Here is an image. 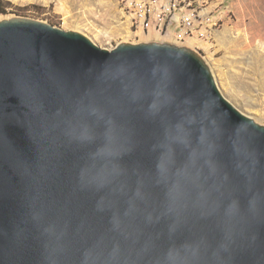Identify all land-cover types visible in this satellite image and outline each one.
I'll return each instance as SVG.
<instances>
[{
    "label": "water",
    "instance_id": "water-1",
    "mask_svg": "<svg viewBox=\"0 0 264 264\" xmlns=\"http://www.w3.org/2000/svg\"><path fill=\"white\" fill-rule=\"evenodd\" d=\"M0 264H264V124L190 46L0 20Z\"/></svg>",
    "mask_w": 264,
    "mask_h": 264
},
{
    "label": "rangeland",
    "instance_id": "rangeland-1",
    "mask_svg": "<svg viewBox=\"0 0 264 264\" xmlns=\"http://www.w3.org/2000/svg\"><path fill=\"white\" fill-rule=\"evenodd\" d=\"M0 20L25 16L65 30H77L98 45L113 48L121 42L163 41L156 33H135L118 0H8ZM224 25L213 48L202 52L223 94L238 109L264 124V0H218ZM28 6L25 10H18Z\"/></svg>",
    "mask_w": 264,
    "mask_h": 264
},
{
    "label": "built area",
    "instance_id": "built-area-1",
    "mask_svg": "<svg viewBox=\"0 0 264 264\" xmlns=\"http://www.w3.org/2000/svg\"><path fill=\"white\" fill-rule=\"evenodd\" d=\"M135 33H156L163 40L187 43L199 52L213 48L224 25L218 0H118Z\"/></svg>",
    "mask_w": 264,
    "mask_h": 264
},
{
    "label": "trees",
    "instance_id": "trees-1",
    "mask_svg": "<svg viewBox=\"0 0 264 264\" xmlns=\"http://www.w3.org/2000/svg\"><path fill=\"white\" fill-rule=\"evenodd\" d=\"M11 5H12L11 2L8 0H0V14L7 13V8L10 7ZM27 8L28 6H25L23 8L18 7V10H25ZM52 24H55V23L52 22Z\"/></svg>",
    "mask_w": 264,
    "mask_h": 264
},
{
    "label": "bare ground",
    "instance_id": "bare-ground-1",
    "mask_svg": "<svg viewBox=\"0 0 264 264\" xmlns=\"http://www.w3.org/2000/svg\"><path fill=\"white\" fill-rule=\"evenodd\" d=\"M18 1V0H17Z\"/></svg>",
    "mask_w": 264,
    "mask_h": 264
}]
</instances>
